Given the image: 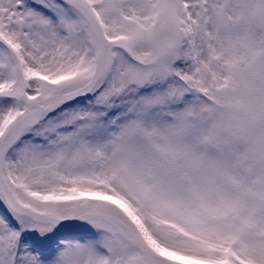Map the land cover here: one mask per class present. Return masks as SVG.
Wrapping results in <instances>:
<instances>
[{"label":"snow or ice","instance_id":"obj_1","mask_svg":"<svg viewBox=\"0 0 264 264\" xmlns=\"http://www.w3.org/2000/svg\"><path fill=\"white\" fill-rule=\"evenodd\" d=\"M0 264H264V0H0Z\"/></svg>","mask_w":264,"mask_h":264}]
</instances>
